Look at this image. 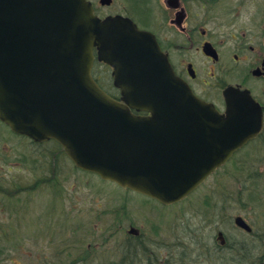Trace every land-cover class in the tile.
<instances>
[{
  "label": "water",
  "instance_id": "95a60500",
  "mask_svg": "<svg viewBox=\"0 0 264 264\" xmlns=\"http://www.w3.org/2000/svg\"><path fill=\"white\" fill-rule=\"evenodd\" d=\"M95 48L120 100L92 77ZM226 95L225 118L175 74L153 34L122 16L100 19L87 0H0V120L57 141L106 181L164 205L184 200L255 136L246 129L261 128Z\"/></svg>",
  "mask_w": 264,
  "mask_h": 264
},
{
  "label": "rangeland",
  "instance_id": "374dc122",
  "mask_svg": "<svg viewBox=\"0 0 264 264\" xmlns=\"http://www.w3.org/2000/svg\"><path fill=\"white\" fill-rule=\"evenodd\" d=\"M92 2L103 16H134L140 11L138 1L114 0L111 8L104 9L99 0ZM141 5L146 14L140 11V19L149 24L162 2L141 0ZM105 70L99 65L96 72L109 76ZM30 141L0 124V264H59L60 257L74 260L87 256L90 246L99 241L97 234L108 235L102 248L112 250L113 256L120 247L117 241L127 240V232L113 236V228L124 224V229L132 225L147 233L143 248L154 251L155 257L146 264H232L227 256L216 254L213 236L218 227L230 224L232 213L226 210L220 214L215 197L229 196L234 166L210 177L183 203L165 207L139 195H123L128 190L76 169L66 156L57 160L55 184L38 185L52 176L44 168L50 166L47 161H53V146L61 148L50 143L42 145L40 152ZM100 224L107 228L96 227Z\"/></svg>",
  "mask_w": 264,
  "mask_h": 264
},
{
  "label": "flooded vegetation",
  "instance_id": "af4514ba",
  "mask_svg": "<svg viewBox=\"0 0 264 264\" xmlns=\"http://www.w3.org/2000/svg\"><path fill=\"white\" fill-rule=\"evenodd\" d=\"M88 1L101 19L110 16L129 18L140 30L153 34L175 74L198 98L212 104L220 115L225 118L228 116L226 94L232 90L242 103L248 104H242L239 108L250 109L253 117L255 115L257 122L254 125L262 119L260 129H246L256 133L255 136L241 144L212 176H219L228 167H235V186L232 183L229 196L215 197V208L219 213L227 212L226 210L232 213L230 224L226 228L218 227L213 236L216 254L219 258L227 256L232 264H264V0H161L162 7L157 17L149 24L140 19V11L146 14L141 0H132L134 3L138 1L136 6L140 10L134 16H103L92 0ZM99 3L103 9L111 8L114 0L110 5H103L101 0ZM99 65L104 66L107 69L105 72H110V75L97 73ZM93 72L97 82L110 95L119 99L121 92L115 88L113 69L99 62L97 56ZM0 124L6 127L1 121ZM233 139L244 141L243 137ZM30 142L40 152H43L42 145L51 143ZM53 144L57 146L56 143ZM47 162L50 166L44 170L52 176L41 179L39 184L52 182L53 185L59 162L54 159ZM42 163L46 164V160H42ZM122 194L145 195L134 191ZM147 199L162 205L153 199ZM96 227L104 229L107 225L100 224ZM114 227L112 235L125 231L127 240L118 239L120 249L114 250L113 256L110 254L112 250L109 253L108 249L102 248L107 243L104 238L108 235L97 234L94 236H99V241L93 248L90 246L87 256L74 260L71 257H60L59 264H109V261L117 264H140L141 240L147 237V233L132 225L129 230L124 229L125 224ZM102 231L101 229L100 232ZM72 244L76 245V241H72ZM144 260L151 259L146 255Z\"/></svg>",
  "mask_w": 264,
  "mask_h": 264
},
{
  "label": "trees",
  "instance_id": "16d2710c",
  "mask_svg": "<svg viewBox=\"0 0 264 264\" xmlns=\"http://www.w3.org/2000/svg\"><path fill=\"white\" fill-rule=\"evenodd\" d=\"M53 150L52 151H50L51 152V154H53V159L54 160H59L60 159V156L62 157V156H64L63 155V151H59V149H57V148H52ZM48 157H49V155L48 154H46ZM45 155V156H46ZM65 157V156H64ZM38 185H39V182H38ZM2 189V184H1V182H0V190ZM21 190H24L23 188L21 189ZM144 247V243H142V240H141V260H142V262L140 263V264H146L147 262L144 260V258H146V255H147V257H149L151 260L155 257L154 256V254L155 253H153L154 251H151V250H149V251H147L145 248H143ZM144 261V262H143ZM112 262V261H111ZM112 263H114V262H112Z\"/></svg>",
  "mask_w": 264,
  "mask_h": 264
}]
</instances>
